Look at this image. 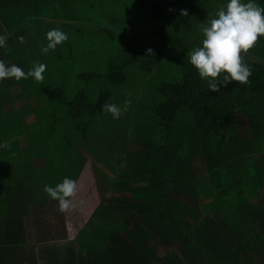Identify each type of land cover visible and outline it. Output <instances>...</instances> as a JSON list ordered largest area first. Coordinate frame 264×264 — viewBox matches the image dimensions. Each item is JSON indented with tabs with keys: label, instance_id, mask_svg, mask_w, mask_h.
I'll return each mask as SVG.
<instances>
[{
	"label": "trees",
	"instance_id": "1",
	"mask_svg": "<svg viewBox=\"0 0 264 264\" xmlns=\"http://www.w3.org/2000/svg\"><path fill=\"white\" fill-rule=\"evenodd\" d=\"M42 2L0 0V19L13 34L5 50L0 46V84L19 76L11 91L3 93L0 85L1 108L17 114L16 125L0 115V139L20 123L17 141L24 140L4 142L2 154L15 160L0 163V177L12 164L34 161L28 152L36 148L39 128H49L42 131L47 135L56 123L76 133L72 144L64 137L75 176L86 155L112 173L100 169L103 194L72 240L62 204L71 193L52 201L54 207L27 198L26 186L7 195L0 264H264V0H135V20H121L126 35L140 32L129 54L100 75L73 77L79 83L102 79L105 89L94 100L85 90L64 95L54 79L47 96L39 93L52 88L50 75L59 72L38 64L34 50L64 61L63 45L45 41L34 24L48 21ZM18 47L23 50L10 56ZM162 49L158 70L143 77L141 104L124 103L127 69L149 68L146 58ZM38 149L55 152L56 145Z\"/></svg>",
	"mask_w": 264,
	"mask_h": 264
},
{
	"label": "rangeland",
	"instance_id": "2",
	"mask_svg": "<svg viewBox=\"0 0 264 264\" xmlns=\"http://www.w3.org/2000/svg\"><path fill=\"white\" fill-rule=\"evenodd\" d=\"M42 1V3L45 5L42 8V11L45 12L43 14L44 19L46 18L48 21H42L41 23L37 22L34 24L41 28L40 31H42V33H45V35H43L45 41H47V39H52L54 44L59 43V45H63L60 55L64 61H61L60 56L59 58H56V55L53 57L52 55L48 56L47 54H39V48L38 50H34V54L36 55L37 59L41 60L38 61V64L39 62L42 64H53L52 67L54 68V71L59 72L56 74L52 72V75H50L51 81H49V83H51L52 88H49L50 86L48 85L45 87V89H41L39 93L42 95L44 93H48L51 89H54V85L63 90V94L66 96H72L79 90H85L90 95L91 99L94 100L97 94L105 89L102 79L101 81L96 79V82L86 83L84 81H80L83 83H79L73 79V77L82 73H86L87 77L91 76L90 73H98V75H100L102 72H105L110 64H117L123 57H125L131 46L137 42L136 40L140 34L138 31L136 35L130 37V35H126L123 32L124 27L122 25L124 24L121 25L122 19H124V22L126 19H129L130 22L135 20L132 18L131 11L132 3H135V0H65L63 3L62 1L59 3L55 0H51L48 3V0ZM44 1L46 2L44 3ZM61 3L64 7L60 6ZM112 13L116 16L114 22L111 21V19H114L113 16H111ZM28 21L29 19H27L22 24V26ZM12 35L13 34H10L11 39L13 38ZM135 36L137 38H135ZM13 40L14 44L12 47H16L15 43H18V38H14ZM110 41L113 42L110 44ZM6 46L7 45H5V47ZM22 48L23 47L19 48L16 53L11 54L10 56L15 57L18 52L23 50ZM162 51L163 49L152 50L150 56L147 58L145 57L146 60H151L149 68L146 63H142L141 66L134 65L130 68V70L127 69L129 75V84L125 87L127 90H125L124 93L130 95V97H125L123 99L124 103H130L132 106L136 107L141 104L140 99L142 98L139 94L141 93V84L143 85L145 83L143 77H145L149 69L154 72L155 70H158L157 63L163 62V58L166 57L165 53L160 54ZM90 54V58H85ZM71 58H73L72 61H70ZM157 59H159V61ZM10 65L14 66L13 64ZM37 67L39 68V65ZM60 73L66 75L65 77H71V81L61 77L59 75ZM7 76H9V74H7ZM15 77L18 78L19 76L16 75ZM15 77L10 74L11 82L15 79ZM10 83L2 82L0 84L4 88L2 89L3 93L6 91V89L11 91ZM63 84H68V87H62ZM135 94H137L138 97H136L137 95ZM3 95L0 92V97ZM18 96V94L13 95V98H17ZM130 98L133 99V101H130ZM19 100L25 101L26 99L21 96L19 97ZM9 105L11 106L12 104L9 103ZM3 116H7L4 122L10 123L12 125L17 124L16 113L11 115L10 112H7L4 113ZM128 122L129 121L126 120L124 121V129L125 126L128 125ZM59 124L62 123H56V130L52 133L47 132V135H45L42 131H48L49 128L46 129L42 125L38 131L40 132L39 138L35 137L34 140L36 148L33 147L34 150L28 152L29 156H34L37 158L33 159L34 161L27 159V161L22 160L23 163H25L23 170L25 174L24 180L26 182V188L28 189L27 198L31 199L32 201H44L46 204L52 205V207H54V203L52 201H54L57 197L66 196L72 192L73 187L70 190L69 187L72 184L71 182L74 181L77 171L70 160V156L72 158V153L69 149L72 150V146L65 144L66 141L64 138L65 135H70L71 137L69 143L71 141L72 144L73 142L71 139L75 137L76 133L72 131L71 126H67L66 123L64 126H59ZM19 126H21L20 123H18L16 126L17 130L11 131L12 134H9L8 136L5 135L2 139H0V142H3L4 146L0 150L1 164L6 165L9 164V161L15 160L9 158L8 155L5 157V154H2V150L5 149L6 145H4V142H8L10 137L15 140V145H24V140L23 144L17 141L22 139L19 135V131L22 130V128L20 129ZM52 126L54 127L53 124ZM104 127L105 126H101V129H104ZM87 132L88 139H94V136H92L91 132L89 130ZM77 139H80L84 142L83 138H81L78 134ZM51 142H54L56 145V153L53 151L48 152V150L45 152H40L38 145L43 147L44 143L51 145ZM80 144L81 142H79L78 145ZM28 147L29 144L27 142L26 148ZM47 152L48 155L46 154ZM18 154L19 155L13 157L18 159L21 153ZM95 164L98 166V169L96 170L98 174L93 170V165L96 166ZM84 167L86 171H84V168L83 171L86 175H84V178L80 179L77 189L72 194L70 199L65 201L63 205V209H65L67 215L66 223L68 228L67 230L69 231V240L75 238L79 230L87 222L99 204V198L103 194V190L100 187L99 182L96 180L98 176L102 177L103 174L102 172L100 173V167H102L104 173H106V171L108 173H112L104 165L98 164L96 159L90 156H87ZM12 187L13 186H9V188Z\"/></svg>",
	"mask_w": 264,
	"mask_h": 264
},
{
	"label": "crops",
	"instance_id": "3",
	"mask_svg": "<svg viewBox=\"0 0 264 264\" xmlns=\"http://www.w3.org/2000/svg\"><path fill=\"white\" fill-rule=\"evenodd\" d=\"M25 25H23V27ZM9 36L10 35H9L8 31L6 30V27L4 26L2 20L0 19V46L4 45V48H3L4 50H5V45H7V41L10 38ZM43 96L44 97L47 96V93H45V95H43ZM48 101H50V100H48ZM52 101H56V100L53 99ZM29 107H30L29 103L26 101L24 104V111H28ZM6 112L0 106V115L4 114ZM5 118H7V117H5ZM30 119H35V118L33 116H31ZM87 156L88 155H86V157ZM86 160H87V158H86ZM85 163H86V161H85ZM85 163L83 165L84 171H86V169L84 167ZM83 168H82L80 174L75 176L73 190H72L71 194L69 195V197L62 201L63 205H64L65 201H68V199H70L72 194L77 189L80 179L84 178V175H86L85 172L83 171ZM24 179H25V174H24L23 167L20 163L12 164V165H10L4 169L3 174L0 177V213L5 211L7 208V198H6L7 195L13 193L12 191H16L17 189L23 190L25 188L26 182ZM92 179L94 180L93 177H92ZM9 186H13V187L9 188ZM67 232H68V236H69V231L67 230Z\"/></svg>",
	"mask_w": 264,
	"mask_h": 264
},
{
	"label": "flooded vegetation",
	"instance_id": "4",
	"mask_svg": "<svg viewBox=\"0 0 264 264\" xmlns=\"http://www.w3.org/2000/svg\"><path fill=\"white\" fill-rule=\"evenodd\" d=\"M100 169L102 170V167H100ZM101 170H100V171H101ZM102 171H103V170H102Z\"/></svg>",
	"mask_w": 264,
	"mask_h": 264
}]
</instances>
